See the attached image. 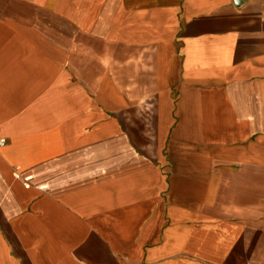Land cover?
<instances>
[{
  "label": "crops",
  "instance_id": "1",
  "mask_svg": "<svg viewBox=\"0 0 264 264\" xmlns=\"http://www.w3.org/2000/svg\"><path fill=\"white\" fill-rule=\"evenodd\" d=\"M0 264H264V0H0Z\"/></svg>",
  "mask_w": 264,
  "mask_h": 264
},
{
  "label": "built area",
  "instance_id": "2",
  "mask_svg": "<svg viewBox=\"0 0 264 264\" xmlns=\"http://www.w3.org/2000/svg\"><path fill=\"white\" fill-rule=\"evenodd\" d=\"M6 145V140L3 138H0V148H3Z\"/></svg>",
  "mask_w": 264,
  "mask_h": 264
}]
</instances>
